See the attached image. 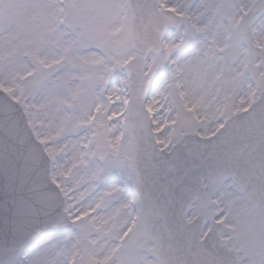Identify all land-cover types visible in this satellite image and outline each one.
<instances>
[{"label":"snow or ice","instance_id":"1","mask_svg":"<svg viewBox=\"0 0 264 264\" xmlns=\"http://www.w3.org/2000/svg\"><path fill=\"white\" fill-rule=\"evenodd\" d=\"M0 264H264V0H0Z\"/></svg>","mask_w":264,"mask_h":264}]
</instances>
